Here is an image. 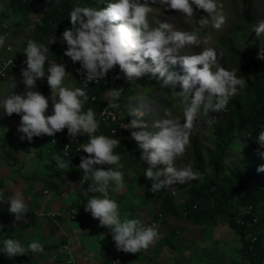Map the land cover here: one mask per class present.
<instances>
[{"label": "clouds", "instance_id": "clouds-1", "mask_svg": "<svg viewBox=\"0 0 264 264\" xmlns=\"http://www.w3.org/2000/svg\"><path fill=\"white\" fill-rule=\"evenodd\" d=\"M155 2L157 0H152V3ZM159 2L186 18L193 16L194 4L208 14L199 20L201 26L211 23L214 28L220 29L224 24L225 18L217 10L216 0ZM151 11L149 0H107L102 9L93 6L75 7L70 12L72 28L64 30L62 39L68 46L64 55L81 64L84 87L65 86L68 72L64 65L57 62L49 64L46 74L45 62L49 48L30 39L23 51L26 68L21 70L25 91L21 94L10 91L0 96V109L4 114L8 117L13 114L20 116L18 132L22 133L21 140L31 142L34 137H41L50 144L51 138L48 136H55L64 129L68 130L72 143H77V137L88 136L87 142L79 144L80 149L88 154L87 157H81L79 164V169L83 171L80 183L91 181L86 190L91 195L84 209L99 221L100 227L111 230L117 251L131 254L148 249L157 239L158 232L155 225L145 226L141 219L130 218V214L121 217L118 203L108 195L109 191L124 187L123 174L112 167L105 170L95 166L117 165L122 168L121 157L114 154L120 141L102 133L95 135L99 127L96 113L92 108L84 111V104L88 100L87 86L107 77L109 71L118 65L131 83L149 73L158 75L160 88H172V95L179 98L183 122L172 118L171 112L166 111L168 118L157 120L150 127L145 119L150 104L144 95L136 97L135 103H130L128 107V116L132 119L124 127L131 130V139L142 150L140 159L149 166L144 176L151 181L150 191L156 193L176 183L185 184L198 178L199 173L193 170L191 164L179 168L175 166V161L184 155L190 143L193 121L199 114L207 116L210 112L225 110L238 88L242 89L246 84L245 78L238 77L235 70L217 66L218 56L214 49L206 48L199 53L181 55V50L186 46H198V34L194 31L173 30L171 24L161 21L150 27L148 18ZM253 31L257 37L264 34V20L259 21ZM5 39L6 34L0 36V45L7 47L9 44L4 43ZM149 58L151 63L146 62ZM257 59L264 60V44ZM176 65L182 68V75L170 71V66ZM45 77L51 89V99L34 90L37 81ZM176 85H180L182 90L175 91ZM10 87L15 89L16 84L12 82ZM123 90L113 88L107 95L116 100ZM49 99L52 103L51 115L47 114ZM117 107L119 105L110 100L102 115H112L108 109ZM55 142L53 140L52 143ZM258 142L264 146V130L259 131ZM69 147L65 146L64 156L68 155ZM53 159L60 170L67 169L71 163L58 154ZM160 165L164 167L158 168ZM257 171L264 172V165ZM8 204V211L17 222L28 211V205L19 191L9 198ZM27 251L42 252L43 246L38 240L25 246L19 240L9 238L3 241V247L0 248V253L9 259L23 256Z\"/></svg>", "mask_w": 264, "mask_h": 264}, {"label": "trees", "instance_id": "trees-1", "mask_svg": "<svg viewBox=\"0 0 264 264\" xmlns=\"http://www.w3.org/2000/svg\"><path fill=\"white\" fill-rule=\"evenodd\" d=\"M107 0H2L3 20L10 19L12 23L17 17L22 19L26 14L28 16L37 15L39 19L35 22L31 40L42 43L49 48L45 62V73L50 63L53 61L54 54L64 55L68 46L63 42L62 33L66 28L71 29L70 12L78 6H93L104 8ZM241 19L237 23V29H247L255 23V1L240 0ZM20 22V21H18ZM220 43H222V38ZM263 39L260 43H255L249 50L251 54L245 53V45L231 44L223 57L227 64L236 65L240 68L242 77L246 84L244 89H239L233 96L226 109L223 110V116L220 119L213 117L210 125L202 129L200 134L194 124L191 129L189 147L192 154V163L199 173L201 182L191 185L186 191L189 196L184 201L183 207L176 203L174 195L168 187L159 191L161 197L160 209L161 215L165 218L173 216L182 219L183 216L191 215L196 207L200 211L198 215H192L187 221L199 227H228L232 230L242 242V254L247 259L246 264H256L264 259V241L260 233L264 234V172H258L257 169L264 165V146L258 142L259 131L264 130V60L257 59ZM65 56V55H64ZM217 56L219 54L217 53ZM17 59L22 57L14 56ZM151 63V60L146 61ZM70 57L65 56V68L68 73H73L74 64ZM26 68V66L24 67ZM14 73L17 81V90L21 93L25 91L22 84V75L17 70ZM170 71L182 75L183 71L179 65L170 66ZM110 77L97 86L86 90L88 100L84 104V111L92 108L96 113V119L99 121V113L108 107V101L105 96L113 88L124 89L126 95H131L132 91L139 85L150 84L149 99H152L158 106L167 107L166 102L172 93V88H160L161 82L157 76L151 73L135 80L133 83L127 81L119 66H115L109 71ZM73 80L68 77L71 87H81L78 78L73 74ZM117 77H120L117 79ZM66 83V82H64ZM42 93L46 98L51 99V89L47 83V77L37 81V88L34 89ZM182 88L175 86V91L179 92ZM124 96L123 92L119 99L112 100L113 103H120ZM96 98V100H94ZM49 99V108L52 103ZM48 115L52 114L48 110ZM102 134L120 141L116 150L123 149L130 140L131 130L126 128L118 129L116 135L111 136V129L106 128L100 123ZM201 135L203 136L201 138ZM57 140V146L51 153L57 155V152L65 161H71L69 165H74L76 176L81 179L79 173V164L81 157H87L88 154L73 155L70 159L65 158L62 148L70 139L68 130L64 129L55 136H48ZM36 143L39 146L46 145L47 141L41 137H34L27 144ZM48 145L49 142H47ZM201 143H209L210 149L201 147ZM236 159L232 161V157ZM74 172V174H75ZM78 172V173H77ZM72 173L68 172L67 175ZM79 174V175H78ZM131 182L132 179H131ZM135 187L137 190H150L151 185H147L145 178H136ZM178 189V188H177ZM198 195L202 197H197ZM184 196V195H183ZM149 195L145 193L144 198ZM247 206H253L260 214V224L252 227L247 226L249 220L244 219V225H241L243 219V209ZM158 217V216H157ZM240 218V219H239ZM17 225L23 229L21 221ZM254 234L259 236L257 242L252 243Z\"/></svg>", "mask_w": 264, "mask_h": 264}, {"label": "crops", "instance_id": "crops-1", "mask_svg": "<svg viewBox=\"0 0 264 264\" xmlns=\"http://www.w3.org/2000/svg\"><path fill=\"white\" fill-rule=\"evenodd\" d=\"M0 4H2V0H0ZM4 9L3 7V11ZM2 12H0V16L3 19ZM24 17L26 16H23L20 22L14 20L10 23L7 20H1V25L3 26H0V36L7 34V44L14 46L12 30L16 31V27H20L25 23L26 20H24ZM5 25H7V27H5ZM24 49L25 48L19 44L17 50L14 49L11 53L6 51V45H0V72L3 70L4 63L8 61L10 57L17 55L23 57ZM53 59V63L57 62L58 64L64 65V55L60 54L59 56L56 54ZM15 72V69L8 68L5 72V76H0V96L6 95L10 91H15L16 94H20L17 90ZM12 78H14V80H12ZM12 82L16 84L15 89L10 87ZM67 82L69 81H66L64 85L71 87ZM19 124V115L13 114L11 117H8L4 114L3 110L0 109V199L8 202L9 198L14 196L17 191L21 192L25 199V203L28 205V211L25 215H29L30 219H24L22 217L20 221L23 224V229L20 228L16 223L15 217L13 216L12 219H10L6 214L9 205L1 204L0 248L3 247V241L5 239L11 238L19 240L25 246L33 240H38L43 246V251L35 253L27 251L25 255L13 257L11 259L3 253H0V264H56V258L66 260L69 256L64 250V246L68 244L73 248L72 254L76 258V264H116V246L112 239L111 230L107 227H100L99 221L96 219L84 218L88 215L80 216L77 220H72L68 214L72 211L81 210L71 209L70 211H65L68 207H79L81 204L85 203L86 200L82 198L80 191L74 193L73 186L66 187L65 183L60 184L56 180H53V182L49 184V188L54 190L53 197L47 201H42L35 196L33 197V194H38V184L34 183L33 186L27 187L25 180L22 178L24 177L23 174L17 175V171H20L19 164L24 168L29 162L30 165L27 166L28 170L35 171L37 175L41 174L39 165L40 159L35 158L37 155L33 157L31 154L33 155L34 151H39L40 148L43 149L42 146L37 145L35 142L27 144V139L21 140L22 133L18 132ZM96 135L101 134L99 133ZM45 144V146L49 147L47 142ZM115 151L116 149H114V154ZM50 166L57 167V165L52 164H50ZM111 166L113 167V165ZM70 167L74 169L75 166L69 165L65 170L70 171ZM80 172L82 173L83 171L80 170ZM41 175H45V173ZM49 176L51 175L49 174ZM71 181L72 179L68 180L66 184H71ZM73 182L75 181L73 180ZM46 183H49V181L47 180ZM65 188H67V191H63ZM135 188L136 187H133V191L130 194L128 193L129 191H126L120 198L115 195L120 194L118 192L119 190H123V188L114 192L109 191V197L114 199L119 205L121 217L130 214V218L140 219L141 217L139 216H143V212L147 209V205L144 204V200H147L144 198L145 193L143 194L142 202L134 203L132 200H127L129 197L131 199L132 195L137 193ZM45 189L46 188L42 189L43 193L46 192L47 189ZM47 192L49 193V191ZM58 192H61V194ZM183 198H185L183 195H179V201L175 200L177 204L180 202L182 207L184 201H186V198ZM62 211L69 217L50 216V214H57ZM151 217H153V214H151ZM167 218L168 222L162 223L163 225L160 227L163 232L157 229L158 237L148 249L141 250L137 254L124 253L122 262L119 264H174L176 255L178 253H184L187 244L207 239L206 236L200 239L198 237L192 238L184 233H177V229L180 227L184 232L186 230L185 226L180 223L182 219L173 216H168ZM89 221L91 222L88 223ZM70 222L73 223L71 224ZM93 223H96V228ZM192 226L195 229L199 228V226L193 224ZM175 227L177 229H175ZM214 238L216 237L211 236V238L208 239L214 240ZM112 255H115L113 260L111 259ZM221 258H218L217 251H214V253H212L211 262L222 264Z\"/></svg>", "mask_w": 264, "mask_h": 264}, {"label": "rangeland", "instance_id": "rangeland-1", "mask_svg": "<svg viewBox=\"0 0 264 264\" xmlns=\"http://www.w3.org/2000/svg\"><path fill=\"white\" fill-rule=\"evenodd\" d=\"M255 1V23L248 27L247 29L238 30L237 23L241 19L240 13H241V2L240 0H216L218 4V11L222 13L224 16V24L221 26L220 29L214 28L211 23L205 26H201L199 24V20L203 17H206L208 14L204 12L202 9L197 8L194 4V14L191 18H186L181 13L170 10L166 5H163L157 0V2L152 3V0H149V6L152 8L151 13L149 14V25L150 27L156 26L157 21L161 22H167L173 26V30H181V31H194L198 34V46H186L184 49L181 50V55H191L194 53H199L202 49L211 48L216 51V53L219 54L217 57V66L224 67L225 70H235L238 77L242 76L241 70L236 65H230L227 64L223 54L226 52V49L229 48L231 44L233 45H245V50L247 54H251L249 51L252 46L255 43H260L263 39V34L260 37H257L256 33L253 31V28L258 24L259 21L264 20V0H254ZM2 5V6H1ZM96 7V6H95ZM3 11V4H0V12ZM25 23L20 26L16 27V31L12 30L13 32V38H14V46L10 45V50L18 48L19 44L23 46L24 48L27 47V41L32 38L33 35V29L35 22H38L37 15H24ZM1 20H3L0 16V26ZM10 19L8 18L7 21ZM18 21H21L19 17H17ZM15 28V27H14ZM7 35V34H6ZM222 38V43H220ZM7 42V39H5L4 43ZM6 48V51H10ZM56 54H54L55 56ZM57 55L60 56V54L57 53ZM26 58V57H25ZM150 60V58H149ZM54 61V59H53ZM52 61V63H53ZM14 60L12 57L9 58L7 65H13ZM65 65V62H64ZM215 70V67L213 68ZM68 77H71L73 80V74L68 73L66 76L64 82L68 80ZM147 88L142 86H137L134 91H132L131 95H126L125 90H123L124 96H122V100L120 103H118L119 107L122 109L123 114L125 115L126 121L125 124H129L131 122L132 117L128 116V107L130 103H135L136 97L140 95H144L148 98V102L150 104V111L146 115L145 119L149 126L153 123H155L157 120L161 119H167L168 117L165 115L166 111H170L172 114V118L179 119L181 122H183V111H182V105L180 104L179 98L172 95V93L169 96V99L166 102L167 107H161L158 106L152 99H149L148 93L150 92V84H147ZM179 86V85H177ZM245 86L242 88L244 89ZM240 88H238L239 90ZM237 90V91H238ZM106 101L113 100L112 97L106 95L105 96ZM50 112L52 110L51 108L48 109ZM223 111L219 113H209L207 116H204L203 114H199L197 118L193 121V124L195 128L200 132V134H203L202 129H205L210 125L211 119L213 117H217V119L222 118ZM153 131H159V129H152ZM85 135H83L84 137ZM203 136L201 135V138ZM203 149L209 150L210 146L209 143H201L200 144ZM57 145H49L43 146V149L40 148L39 151L31 154V156H35L36 159L39 160L40 165V172L41 174L45 173V175H37L35 171L28 170V167L30 165V162L27 166L24 168L20 166V171H17V175L23 174L24 177H22L25 182L26 186L30 187L33 186L34 183H37V192L38 194H33V197L35 196L37 199L42 201H47L51 199L54 195V190L49 188V184L53 182V180H56L57 182L65 183V186H73L74 193L76 191H80L81 196L83 199H85V203L81 204L79 207H71L66 208L65 211H70L71 209H77L81 211H85L84 207L87 203V199L91 195L90 193H87L84 190H87L85 187L82 186L80 183L78 176H76V169H73L70 167V171L68 170H60L58 167L50 166L56 165L55 160L53 159V156L56 155L54 153H51L50 151L53 150ZM58 155H60L57 152ZM115 154L119 155L121 157L120 163L123 165L122 168H118L117 165H113L114 170H119L123 174V190H119L116 194V197H119L124 195L126 191H129L130 194L133 191V187L136 185V178H145L147 185H151V181H149L144 176V171L147 170L149 167L146 162L141 161L140 157L142 154V150L139 149L137 143L131 139L130 134V140L126 147L120 150H116ZM236 159V156L232 157V161ZM191 164L193 167V170L197 172L196 168H194L192 163V154L191 149L189 145L186 148V151L183 156L179 157L175 161L176 167H181L183 165ZM164 166L160 165L158 168L162 169ZM59 170H58V169ZM67 171V172H65ZM79 173L80 169L78 170ZM70 172L72 174L67 175V173ZM75 172V174H74ZM78 173V172H77ZM198 173V172H197ZM49 174L52 176H49ZM79 175V174H78ZM72 179L71 184H66L68 180ZM131 179L133 182H131ZM163 179V177L161 178ZM49 181V183H46V181ZM73 180L75 182H73ZM78 180V181H77ZM201 182V179L198 175V178L194 181H188L185 184L176 183L171 186L170 191L174 195L175 200L179 201V195H184L185 198L188 199L189 196L186 195V191L188 188L192 185H197ZM46 188V191H49L48 194H45L42 192V189ZM178 188V189H177ZM58 189V186H57ZM137 190V188H135ZM44 190V191H45ZM63 191H67V188H65ZM61 194V192H58ZM147 193L149 195L147 200H144V204L147 205V209L143 216L140 219L144 222L145 225H147L151 219L155 216L160 215L161 209H160V201L161 197L159 196V192L152 193L148 188L137 190V193L132 195V198L127 200H132L134 203L142 202L143 194ZM109 194V193H108ZM110 196V194H109ZM197 197H202L198 195ZM183 198V199H185ZM144 199V198H143ZM179 205L182 208V204L178 202ZM10 206V205H9ZM64 210V209H63ZM201 210L198 208H194L191 215L183 216L182 220H180L183 226H185L186 230L180 228L177 229V233L181 234H187L192 238H200L207 237V239L199 240L196 243L191 242L187 244L186 248L184 249V253H178L176 255L174 264H215L212 261V253L214 251H217L218 258H221L222 264H246L247 259L242 254V242L239 240L238 236L232 231L229 230L228 227L220 225V227H199L198 229H195L191 223L187 221V218L192 215H198ZM63 212V211H62ZM60 213V212H59ZM6 214L8 218L12 219L13 215L7 210ZM151 214H153V217H151ZM155 215V216H154ZM69 217L68 215H63L61 217ZM159 217V216H158ZM24 219L29 218V215H24ZM84 218L91 219L92 216H85ZM86 221V220H85ZM92 221V220H91ZM89 221L88 223H90ZM168 222V218H165L163 216V223ZM93 222V221H92ZM71 224L73 222H70ZM94 227L96 228V223H93ZM163 225V224H162ZM162 227V226H161ZM160 232H163L162 229L159 228ZM211 236H214V240H210L208 238H211ZM260 236L262 237L264 241V234L260 233ZM116 252V248H115ZM114 252V253H115ZM115 255H112L111 259L113 260ZM207 260V261H205ZM218 261V260H217Z\"/></svg>", "mask_w": 264, "mask_h": 264}, {"label": "built area", "instance_id": "built-area-1", "mask_svg": "<svg viewBox=\"0 0 264 264\" xmlns=\"http://www.w3.org/2000/svg\"><path fill=\"white\" fill-rule=\"evenodd\" d=\"M6 38H7V35H6ZM7 44V42H6ZM8 50H10V45H7L6 47ZM9 52H13V49H11ZM12 59L14 60V63L13 65H7L6 63L8 61H6L3 65V70L0 72V76L4 77L5 76V72L8 68H13L15 70L18 71V73H21V70L22 68H24L26 66V64L24 63V61L26 60L25 56L22 57V59H17L15 58L14 56H12ZM82 69H81V64L78 62L77 64H75V67H74V72H75V75L77 76L82 88L84 87V84H83V80H84V76L82 75ZM110 76V74L108 73L107 74V77L103 78L102 80H100L98 83H96L95 81H93L92 83H90L86 90L92 88L93 86H97L99 84H101L102 81H104L105 79H107L108 77ZM94 100H96V98H94ZM109 112L112 113V115H102V112L99 113L98 117H99V127L97 129V132L95 133L96 134H101L102 133V130H101V127H100V123L102 122V124L106 127V128H109L111 129V136H113V130H115V135L117 134L118 132V129H121V128H125L124 125H125V121H126V118H125V115L123 114V110L120 109V108H112V109H108ZM43 138H46L47 137H43ZM50 145H57V140L56 139H50ZM53 140H55L56 142L55 143H52ZM88 140V136L86 135L85 137L81 138V137H77V143H72L71 140L69 139L65 145L63 146L62 148V152H63V155H64V148L65 146H70L69 149H68V155L67 156H64L65 158H71L73 155H83V154H87V153H84L81 149H80V146L79 144H82V143H85L87 142ZM96 168H104L105 170H107L109 167H112L111 165H96L95 166ZM113 168V167H112ZM82 176H83V172H82ZM82 179V177H81ZM80 179V181H81ZM91 184V181H88V182H85L84 184H82L83 186H85L86 188H88V186ZM45 193H48L47 191ZM1 204H6V205H9L8 202H5L3 199H0V205ZM196 208V207H195ZM66 213L63 211V212H60V213H57V214H50V216L52 217H60L62 215H65ZM71 217L72 220H77L80 218V216H84V215H88V216H91V214L89 212H86V211H72L70 213H68ZM159 217H153L151 219V221L145 225V226H149V225H155L156 226V230L159 229L161 226H162V223H163V215H158ZM248 219L249 222L247 224V226L249 227H252L254 225H259L260 224V214L255 210V208L253 206H247L243 209V219L241 221V225H244V219ZM240 219V218H239ZM259 239V236L257 234H254V237H253V240H252V243L254 242H257ZM64 250L69 254V256L67 257L66 260H62V259H59V258H56V264H76V258L74 257V255L72 254V251H73V248L71 247V245H65L64 246ZM116 253H117V257H116V262H119L121 263L122 262V257H123V252H119L116 250ZM256 264H264V259H262L260 262L256 263Z\"/></svg>", "mask_w": 264, "mask_h": 264}]
</instances>
